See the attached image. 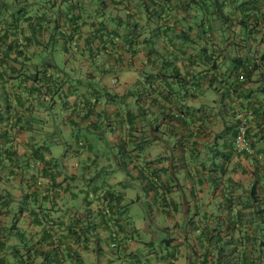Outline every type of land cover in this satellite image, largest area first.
Segmentation results:
<instances>
[{
	"label": "crops",
	"instance_id": "obj_1",
	"mask_svg": "<svg viewBox=\"0 0 264 264\" xmlns=\"http://www.w3.org/2000/svg\"><path fill=\"white\" fill-rule=\"evenodd\" d=\"M224 1L0 0V222L24 202L35 263L264 264V0Z\"/></svg>",
	"mask_w": 264,
	"mask_h": 264
},
{
	"label": "trees",
	"instance_id": "obj_2",
	"mask_svg": "<svg viewBox=\"0 0 264 264\" xmlns=\"http://www.w3.org/2000/svg\"><path fill=\"white\" fill-rule=\"evenodd\" d=\"M238 1L239 0H235V4ZM246 5L242 4V5L238 6L237 9L242 10ZM224 16H226V15H224ZM0 44L5 45L3 42H0ZM240 45H242V43H240ZM5 59H6L5 56L1 57L0 63L2 62V60L4 61ZM235 61L237 62L236 66H235V75L238 77H242L243 78L242 80H244L243 74L248 75L250 72V69L247 66V62L243 58H235ZM238 112H244V113L249 112L251 114V117L253 115L251 110L237 109L235 111V124H236V133L235 134H237V126L239 124V120L236 118ZM251 117H250V119H251ZM250 119L248 120L249 127H248V132H247V138L250 142V145L253 147V141H252V139L250 137V133H249ZM234 142H235V138H234ZM233 145H234V150H235V143H233ZM253 150H254V153L252 155L255 154L254 147H253ZM237 154H239V153H237ZM239 155L251 156V155H248L245 153L239 154ZM42 163H43L44 167L47 168V170H49V168H51L50 164H45L44 162H42ZM7 203L9 204V202L5 199V197L2 196L1 197V203H0L1 207L4 205H7ZM23 204H24L23 201L18 203V208L20 209L19 210V216L13 220V222L11 223L10 226L9 225L8 226L3 225L2 222H0V264H37L34 262V260L36 259V257L39 256L40 251L38 248L34 249V247H36V245H38V243H36L35 245L31 244L30 240H33L34 238L29 239L28 235H32V234L25 233L19 227V222L22 220L21 215L23 213V211H22ZM113 242L118 243V239H113L111 241V243H113ZM111 243H110V247H111ZM118 248H119V245H118L117 249ZM117 249H113V250H117Z\"/></svg>",
	"mask_w": 264,
	"mask_h": 264
},
{
	"label": "built area",
	"instance_id": "obj_3",
	"mask_svg": "<svg viewBox=\"0 0 264 264\" xmlns=\"http://www.w3.org/2000/svg\"><path fill=\"white\" fill-rule=\"evenodd\" d=\"M251 114L249 112H238L237 119L239 120V124L237 126V134L235 136V150L239 154H248L252 155L254 153L253 147L250 145V142L247 138V132ZM118 243H111L112 249H117Z\"/></svg>",
	"mask_w": 264,
	"mask_h": 264
},
{
	"label": "rangeland",
	"instance_id": "obj_4",
	"mask_svg": "<svg viewBox=\"0 0 264 264\" xmlns=\"http://www.w3.org/2000/svg\"><path fill=\"white\" fill-rule=\"evenodd\" d=\"M113 175H115L116 179H118V181H119V182L117 183V184H118V185H117V188H119V187L121 188V183H120V181H121L122 179H120L119 177H120L122 174L119 172V170L116 169L115 172H113ZM107 177L111 178L110 175H108ZM94 179H97V178H94ZM119 183H120V184H119ZM135 195H136V194H135ZM144 208L147 209L148 207L145 205ZM138 209H139V210H138V213H139V216H140V215L143 213L142 205L139 206Z\"/></svg>",
	"mask_w": 264,
	"mask_h": 264
}]
</instances>
